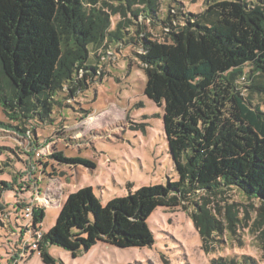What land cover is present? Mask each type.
<instances>
[{"label": "trees", "instance_id": "obj_1", "mask_svg": "<svg viewBox=\"0 0 264 264\" xmlns=\"http://www.w3.org/2000/svg\"><path fill=\"white\" fill-rule=\"evenodd\" d=\"M97 1L107 3L0 0V105L4 109L16 115V109L36 99L43 112L49 111L60 84L72 78V65L78 68L83 62L84 48L104 34L119 39L118 29L107 31L100 9L85 8ZM127 1L130 6L136 0ZM147 2L148 8L140 12L155 18L156 0ZM191 19L173 28L170 42L145 39L144 53L138 55L146 73L143 92L163 109V133L177 179L141 186L104 206L89 186L80 187L62 200L54 224L44 233L37 230L44 209L32 208L26 229L32 237H40L28 245L22 259L36 251L43 264H55L50 245L72 256L96 243L118 248L152 246L147 217L157 207L177 206V197L195 189L226 187L264 198V110L245 101L233 82V75L243 74L248 66L250 87L258 90L264 105V0H204L202 11ZM1 80L12 90L9 98ZM53 156L90 164L64 158L60 152ZM0 184L1 197L12 184L5 180ZM199 221L201 233L218 229L206 210ZM237 262L242 261H231ZM212 264L224 263L212 260Z\"/></svg>", "mask_w": 264, "mask_h": 264}, {"label": "rangeland", "instance_id": "obj_2", "mask_svg": "<svg viewBox=\"0 0 264 264\" xmlns=\"http://www.w3.org/2000/svg\"><path fill=\"white\" fill-rule=\"evenodd\" d=\"M141 1L86 5L101 10L107 31L118 29L119 39L104 34L84 48L83 62L72 65V78L60 84L49 111L43 112L36 99L16 115L0 105V181L12 184L0 197V264H43L36 251L22 259L35 240L24 215L32 208L44 209L37 229L44 233L62 200L80 187L89 186L104 206L141 186L177 179L163 133V109L143 92L146 73L138 55L145 39L170 42L173 28L191 21L204 0H156L155 18L140 12L148 8L147 0ZM249 70L244 66L233 82L245 101L264 110L260 93L250 87ZM1 81L9 98L12 90ZM57 152L90 164L61 161L53 156ZM177 203L171 209L157 207L147 217L152 246L96 243L72 256L50 245L48 252L55 264H264V198L226 187L199 188L177 197ZM204 210L218 223L208 234L201 233Z\"/></svg>", "mask_w": 264, "mask_h": 264}, {"label": "built area", "instance_id": "obj_3", "mask_svg": "<svg viewBox=\"0 0 264 264\" xmlns=\"http://www.w3.org/2000/svg\"><path fill=\"white\" fill-rule=\"evenodd\" d=\"M30 216H31V210H29L28 212H25V217H26V218L30 219ZM39 237H40V234H37V235L35 236V239H36V238H39Z\"/></svg>", "mask_w": 264, "mask_h": 264}]
</instances>
